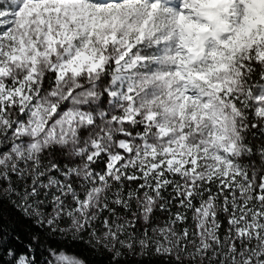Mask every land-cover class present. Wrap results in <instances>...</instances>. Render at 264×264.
<instances>
[{"label":"clouds","instance_id":"1","mask_svg":"<svg viewBox=\"0 0 264 264\" xmlns=\"http://www.w3.org/2000/svg\"><path fill=\"white\" fill-rule=\"evenodd\" d=\"M3 4L19 14L0 21V106L27 109V159L62 149L76 160L94 142L114 154L124 141L139 168L164 164L188 183L244 171L254 142L264 152L248 127L264 131V84L247 71L256 62L264 72L261 0ZM16 117L12 108L0 113V130ZM78 167L86 174L87 160Z\"/></svg>","mask_w":264,"mask_h":264},{"label":"snow or ice","instance_id":"2","mask_svg":"<svg viewBox=\"0 0 264 264\" xmlns=\"http://www.w3.org/2000/svg\"><path fill=\"white\" fill-rule=\"evenodd\" d=\"M18 14V10L13 13L4 9L0 0V21ZM4 30L0 23V33ZM253 64L255 66L247 67V71L264 84V72L258 63ZM253 95L255 103H260L259 94L250 86L249 97ZM236 103L243 105L244 102L237 100ZM252 104L249 98L248 105ZM9 108L17 112V117L14 121H5L7 131L0 130L2 264H37L33 253L40 236L36 229L41 234L68 237L73 243L83 242L84 234L88 233V243L107 250L116 264H120L121 256L136 255L137 251L143 255L174 258L175 264H264V152L257 149L255 142L248 149L251 153L248 158L258 159L242 165L244 171L237 168L221 177H196L188 183L164 164L152 165L151 173L147 165L139 168L134 160L126 159L134 153L130 147H125L124 141L114 154H109L110 150L97 151L98 145L94 142L77 155L76 160L86 159L89 165L82 175L76 160L66 156L62 149L44 150L37 154V159H27L20 151L22 146L33 147L31 138L20 130L27 109L23 105L4 104L0 106V113ZM65 108L66 105H62L59 111ZM248 127L249 135L254 137L256 127L251 121ZM80 135H86V131L82 129ZM260 135L264 147V131ZM57 153L68 163H60ZM101 157L103 167L97 171L95 165ZM189 166H192L191 161ZM136 181L142 182L136 187L127 186ZM169 187L179 198L178 207L184 211H172L163 195ZM6 209L31 233L25 246L27 252L17 253L8 246V242L19 237L3 234ZM157 209L170 214L166 225L148 227ZM121 211L128 215H121ZM189 212L194 227L184 226ZM138 221L146 225L141 237L134 231ZM97 224L101 226L99 234ZM177 225L183 227L178 230ZM150 231L154 235L150 236ZM48 251L55 264H87L86 260L69 256L57 248L50 247Z\"/></svg>","mask_w":264,"mask_h":264},{"label":"trees","instance_id":"3","mask_svg":"<svg viewBox=\"0 0 264 264\" xmlns=\"http://www.w3.org/2000/svg\"><path fill=\"white\" fill-rule=\"evenodd\" d=\"M256 136V137H255ZM254 139L257 143L260 142V134L259 132H256L254 134ZM56 158L59 160L60 163L64 164L62 161V155L57 153ZM256 157L253 158H245L246 163H252L254 162ZM104 162H96V170L100 171L102 170ZM142 181H136L131 182V184H127L128 187H136L138 184ZM127 183V182H126ZM165 199L168 201L169 205L172 208V211H184V209H181L178 207L179 204V198L175 197V193L172 191V188L169 187L167 191L163 193ZM198 203V201L196 202ZM133 207L135 208V202H133ZM50 210V209H49ZM121 215H128L127 213H124L121 211ZM169 213L167 212H161L157 209L155 216L153 217V220L151 222V225L148 227H155L156 223L166 224ZM189 220L187 221V224L184 226H190L193 227V222L191 220V212L188 213ZM64 226V225H62ZM96 226L100 227L99 224ZM144 227L146 225L143 224V221L137 222V227L134 229V231L137 234V237L142 236V232ZM183 227L181 225H177L178 230ZM226 227V225L224 226ZM15 229V231H13ZM36 234L40 236L39 244L35 246V252L33 253L35 257L37 258V264H47L48 261L51 260V255L48 251V249L51 248H57L58 251H63L65 253L71 254L77 258L86 260L87 264H116L114 260H112L111 253H109L107 250L101 249L100 247H93L91 244L88 243V233L84 234V240L76 241L75 243L71 242L68 237L60 236L59 234L54 236H49L46 234H41L39 229H36ZM223 231V229H222ZM3 234L8 237H19V239H13L10 242H8V246H11L15 248L17 253L21 252H27L26 245L28 244V236L31 234L27 228V226L20 223L19 219L17 217L12 216L9 210H5L4 212V232ZM149 235H154L151 231L149 232ZM63 242V243H61ZM126 253V250H125ZM4 259H7L5 257ZM120 264H175L174 258H170L168 256H157L155 254L153 255H143L140 254L139 251H137L136 255L131 254H125L119 258ZM2 264V262H0Z\"/></svg>","mask_w":264,"mask_h":264},{"label":"rangeland","instance_id":"4","mask_svg":"<svg viewBox=\"0 0 264 264\" xmlns=\"http://www.w3.org/2000/svg\"><path fill=\"white\" fill-rule=\"evenodd\" d=\"M18 2V0H13V3H17ZM98 2H106V0H98ZM170 2H173V3H175V4H179V0H170ZM152 51V49H151V47H149V48H147V49H145V54H148L149 52H151ZM52 75H54V73L52 74ZM106 99H107V97L105 96V102H106ZM57 159V158H56ZM59 159V158H58ZM62 161L64 162V164L65 163H68V161H67V159L62 155ZM76 162L78 163L79 162V160L77 159L76 160ZM98 162H104V160H103V157H101L99 160H98ZM98 171V170H97ZM193 222V221H192ZM157 225L155 226V227H164L166 224H161V223H156ZM65 226V225H64ZM97 227V232H98V234L100 233V230H101V228L100 227H98V226H96ZM193 227H194V224H193ZM178 229V228H177ZM65 254H67V255H69V256H73V255H71V254H68V253H65ZM77 258V257H76ZM51 260H52V264H55V260H54V258L51 256Z\"/></svg>","mask_w":264,"mask_h":264}]
</instances>
